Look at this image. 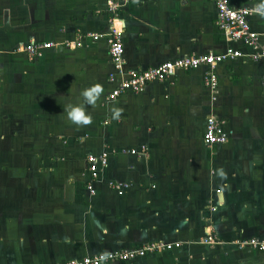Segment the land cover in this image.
Instances as JSON below:
<instances>
[{"label": "crops", "instance_id": "crops-1", "mask_svg": "<svg viewBox=\"0 0 264 264\" xmlns=\"http://www.w3.org/2000/svg\"><path fill=\"white\" fill-rule=\"evenodd\" d=\"M230 1L236 8L261 2ZM109 5L0 0L4 141L36 152L0 162V264H66L155 241L181 246L108 264H264V250L238 245L264 239V59L226 38L212 0H131L121 8L128 69L230 45L246 56L217 66L215 89L199 67L108 101L116 84L106 38L66 42L109 31ZM249 19L264 42V17ZM31 41L54 45L30 60L23 48ZM94 84L104 92L86 108L92 123L77 127L63 106L82 101L80 92ZM211 115L224 121V144L204 140ZM105 150L109 165L91 194L87 156ZM112 180L130 185L119 194ZM209 233L216 243L203 242Z\"/></svg>", "mask_w": 264, "mask_h": 264}, {"label": "built area", "instance_id": "built-area-1", "mask_svg": "<svg viewBox=\"0 0 264 264\" xmlns=\"http://www.w3.org/2000/svg\"><path fill=\"white\" fill-rule=\"evenodd\" d=\"M131 0H110L109 11L110 29L107 32H88L80 35L76 40L66 42L68 46H82L86 39L99 40L106 38L109 46V54L114 70L109 74V79L116 85L108 94L107 100L114 101L125 92L138 93L143 91L151 82H165L172 79L179 70H194L199 67L206 68L205 83L215 89L218 86V75L216 68L220 63L246 56L239 48L228 46L219 53H206L192 55L174 60L164 61L156 66L146 69L126 68L125 63V28L126 22L121 18V8ZM217 9L216 24L226 38L232 43H242L252 49L248 55L253 60L264 59V42L261 34L253 29L250 16L255 13L256 6L236 8L230 0H212ZM52 42L40 43L31 41L25 45L23 50L27 52L30 60L38 58L45 48H50ZM264 84V76H263ZM204 140L209 145L224 144L229 140L228 132L224 127V121L215 115L207 118L204 132ZM146 151L143 148L142 153ZM133 153L137 150L133 149ZM110 152L105 150L99 154H89L88 162V189L91 194L96 193L95 182L100 178L102 172L109 165ZM110 186L119 194H124L129 183L121 181H110ZM203 242L216 243L217 238L209 233ZM240 247H249L256 250H264V239L252 237L238 241ZM180 242L155 241L135 248H123L110 252H101L85 256L78 260H72L66 264H108L113 262H127L145 257L149 253H157L180 247Z\"/></svg>", "mask_w": 264, "mask_h": 264}, {"label": "clouds", "instance_id": "clouds-1", "mask_svg": "<svg viewBox=\"0 0 264 264\" xmlns=\"http://www.w3.org/2000/svg\"><path fill=\"white\" fill-rule=\"evenodd\" d=\"M256 11L260 16L264 17V0H261L256 8ZM103 92L104 89L99 84H94L83 89L80 92L82 101L76 104L69 103L68 105L63 106V112L66 113L67 120L77 127L90 125L92 123V119L90 113L86 111V108L95 107ZM111 114L113 119L118 120L120 119L121 111L119 108L113 107L111 109Z\"/></svg>", "mask_w": 264, "mask_h": 264}, {"label": "rangeland", "instance_id": "rangeland-1", "mask_svg": "<svg viewBox=\"0 0 264 264\" xmlns=\"http://www.w3.org/2000/svg\"><path fill=\"white\" fill-rule=\"evenodd\" d=\"M1 120V119H0ZM5 125L3 123H0V162H3L2 159L8 156L12 157H18V156H24L28 155L29 153H32V156L35 155V149H19L17 147H9L8 145H5V136H4V129ZM1 167H4L3 165L0 164V169Z\"/></svg>", "mask_w": 264, "mask_h": 264}]
</instances>
